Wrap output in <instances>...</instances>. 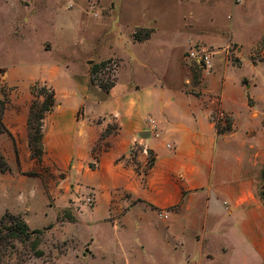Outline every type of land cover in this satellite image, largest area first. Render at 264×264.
Masks as SVG:
<instances>
[{"label":"crops","instance_id":"1","mask_svg":"<svg viewBox=\"0 0 264 264\" xmlns=\"http://www.w3.org/2000/svg\"><path fill=\"white\" fill-rule=\"evenodd\" d=\"M148 30L149 35L141 40L135 39V30L130 35L132 41H148L158 29ZM237 44V64L225 55L220 62L212 63L213 57L210 71L193 91L187 87L190 80L180 63V80L175 83L166 67L155 70L141 59L118 57L115 81L108 91L93 81V66L89 64L94 60L82 68L74 62L43 66L25 85L10 79L6 68L5 83L13 88L3 117L10 135H0V152L11 169L10 181L0 183L6 206L33 208L38 201L46 206L49 195L55 206L71 201L79 223L92 220L99 205L106 208L109 221L115 216L126 218L139 208V216L157 215L172 230L179 219L201 224L210 220L232 223L241 212L250 216L251 222H264L260 199L264 113L251 95L257 83L243 73L232 82L226 72L230 65L240 70L245 64L237 52L241 45ZM53 48L51 42L38 45L40 52ZM106 59L94 62L100 64ZM250 60V66L256 69L258 63H264V56ZM125 69L123 77L121 71ZM20 77L23 79L24 73ZM37 83L55 92V106L43 121L42 159L55 175L48 194L40 176L20 174L38 167L31 157L28 128L34 99L31 87ZM226 119L230 128L219 132L217 127H226ZM113 122L116 133L104 139L103 149L95 151L102 133ZM141 134L149 136L143 138ZM150 157L154 158L151 167ZM30 184L32 187H28ZM88 192L95 199L91 212L85 210L82 201ZM251 222L244 223L241 231L247 239L256 240L254 245L264 247V238L248 229ZM214 231L220 234L226 229L215 226ZM239 236L227 235L230 242L220 243V250L233 248L230 243L241 239ZM200 239L202 243L208 241L205 236ZM87 248L83 259L94 256L91 241ZM207 257H212L210 251Z\"/></svg>","mask_w":264,"mask_h":264},{"label":"rangeland","instance_id":"2","mask_svg":"<svg viewBox=\"0 0 264 264\" xmlns=\"http://www.w3.org/2000/svg\"><path fill=\"white\" fill-rule=\"evenodd\" d=\"M156 28L150 40L132 41L130 35L135 30L144 38L148 29ZM196 37L200 40H194ZM234 39L241 45L237 52L245 64L240 70L230 65L226 72L232 82L243 73L257 83L251 95L264 113V63H258L256 69L250 66V57L258 60L264 56V0H0V99H8L9 104L13 89L5 83L6 68L10 79L25 85L43 66L74 62L82 68L87 61L108 58L106 65L93 73L94 83L101 88L115 81L118 57L141 59L155 70L166 67L175 83L180 80V63L190 80L187 87L193 91L205 71L185 60L191 45H203L214 52L212 63L225 55L237 64ZM43 41L53 44L51 52L38 50ZM94 61L91 67L98 65ZM126 71L122 70L121 76ZM34 97L43 100V96ZM116 131L113 122L102 133L95 151L103 149L104 139ZM37 164L36 170L20 174L40 176L48 194L55 175L43 159ZM9 171H0V183L10 181ZM5 197L0 184V264H264V247L254 245L256 240L247 239L241 231L244 223L251 222L242 212L232 223L179 219L172 230L157 215L139 216V208L126 218L115 216L109 221L106 208L99 205L92 220L79 223L71 201L55 206L47 195L46 206L38 201L33 208H11ZM82 199L85 210L91 212L94 203L89 206ZM260 199L264 203L261 194ZM12 215L27 224L29 237L12 236L16 224V219H9ZM255 222L249 223L248 229L264 238V222ZM215 226L226 231L217 234ZM227 235H240L241 239L223 252L220 243L230 242ZM201 236L208 241L202 243ZM142 239H150L151 244L145 245ZM90 241L94 256L83 259Z\"/></svg>","mask_w":264,"mask_h":264},{"label":"trees","instance_id":"3","mask_svg":"<svg viewBox=\"0 0 264 264\" xmlns=\"http://www.w3.org/2000/svg\"><path fill=\"white\" fill-rule=\"evenodd\" d=\"M149 35H145L146 38ZM135 39L141 40L143 37H140L138 33H135ZM106 62H102L93 67V73L97 72L101 66H105ZM114 82L110 84H102L101 88L105 91H108L110 87H112ZM31 93L33 96H43V100L41 102L34 99L30 105V112L28 118V128H29V147L31 150V157L37 161H42L44 155V147H43V121L47 113L51 112L55 106V92L52 87L47 85L34 84L31 87ZM36 98V97H34ZM8 99H0V135L9 134L8 129L6 128L3 117L5 114V110L7 108ZM227 125L224 128L217 127L219 132L226 130V128H230V121L226 119ZM10 135V134H9ZM16 149V143H15ZM154 158L150 157L149 159V167L153 165ZM10 167L7 163L5 156L0 152V171L6 172L9 171ZM262 180V193L261 196L264 199V168L261 173ZM2 219H6L3 217ZM11 220L16 219L15 227L12 230V236L23 238L29 237L28 226L26 223L21 222L19 219L14 217L13 215L9 217ZM24 239V238H23Z\"/></svg>","mask_w":264,"mask_h":264},{"label":"built area","instance_id":"4","mask_svg":"<svg viewBox=\"0 0 264 264\" xmlns=\"http://www.w3.org/2000/svg\"><path fill=\"white\" fill-rule=\"evenodd\" d=\"M214 52H212L208 47L203 45L193 44L187 51L185 55V60L194 66H198L200 69L205 72H209L211 69V59ZM84 200L87 205H92L95 201L92 193H89L84 197ZM165 213L161 214L162 216Z\"/></svg>","mask_w":264,"mask_h":264},{"label":"water","instance_id":"5","mask_svg":"<svg viewBox=\"0 0 264 264\" xmlns=\"http://www.w3.org/2000/svg\"><path fill=\"white\" fill-rule=\"evenodd\" d=\"M140 136L143 137V138H145V137L147 138L149 136V134H146V135H142L141 134Z\"/></svg>","mask_w":264,"mask_h":264}]
</instances>
